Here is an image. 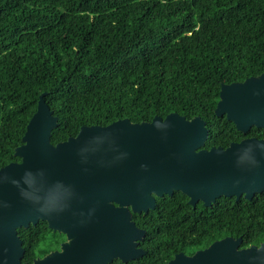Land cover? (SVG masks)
<instances>
[{
	"label": "trees",
	"instance_id": "obj_1",
	"mask_svg": "<svg viewBox=\"0 0 264 264\" xmlns=\"http://www.w3.org/2000/svg\"><path fill=\"white\" fill-rule=\"evenodd\" d=\"M263 71L264 0H0V168L20 160L42 93L58 117L53 144L83 125L171 112L205 120L207 149L264 138L263 128L242 133L215 114L222 84ZM147 216L148 232L176 229L190 252L227 236L242 248L264 241V192L192 207L175 191ZM38 227L18 229L23 262L51 247Z\"/></svg>",
	"mask_w": 264,
	"mask_h": 264
},
{
	"label": "water",
	"instance_id": "obj_2",
	"mask_svg": "<svg viewBox=\"0 0 264 264\" xmlns=\"http://www.w3.org/2000/svg\"><path fill=\"white\" fill-rule=\"evenodd\" d=\"M44 95L15 149L20 160L0 168V264L127 261L134 240L145 234L131 221V210L148 212L157 198L175 191L192 207H209L222 196L251 200L264 192V138L207 149L205 120L171 112L139 123L123 118L83 125L76 136L53 144L58 117ZM215 114L242 133L264 129V71L222 84ZM40 219L68 240L60 252L23 262L18 229ZM241 242L227 236L191 256L178 254L169 264H264V241L245 248Z\"/></svg>",
	"mask_w": 264,
	"mask_h": 264
},
{
	"label": "flooded vegetation",
	"instance_id": "obj_3",
	"mask_svg": "<svg viewBox=\"0 0 264 264\" xmlns=\"http://www.w3.org/2000/svg\"><path fill=\"white\" fill-rule=\"evenodd\" d=\"M251 137H255V136H251ZM148 212L138 213L131 210L132 213L131 221H133L134 226H136L138 229L144 230L145 234L141 239L134 240L136 244L133 248L135 250L134 251L135 253L132 256V258L128 259L127 261H123L120 258H115L109 264H169L170 261L173 260L175 256L178 254L182 253L191 256L197 250H201V249H197L194 250L193 252H190V250H188L185 247L184 241L179 240L178 232L176 229H173L172 231H170L165 235L161 233L148 232L149 229L153 228V225L147 221L149 219V216H147ZM168 219L169 218L167 217L166 220ZM36 225L37 226L39 225L38 230H39V236L41 238L40 244L42 246L50 245L51 247L47 253L36 256L33 258V260L36 258H43L45 255L52 252H60L61 245L68 240L66 234L60 232L57 229L55 230L50 228L48 226V222L44 219H40ZM36 225L30 224L29 227ZM45 225L48 228V230L46 229V231L51 236V239L47 240L46 243H45L46 239H43L44 236L43 231L45 229L44 228ZM29 227L25 229H28ZM40 227L42 228L41 234H40Z\"/></svg>",
	"mask_w": 264,
	"mask_h": 264
}]
</instances>
